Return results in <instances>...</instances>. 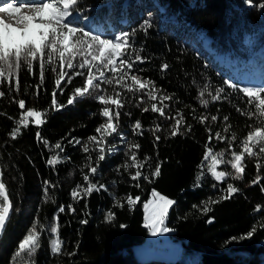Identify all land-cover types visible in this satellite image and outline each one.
<instances>
[{
    "label": "trees",
    "instance_id": "obj_1",
    "mask_svg": "<svg viewBox=\"0 0 264 264\" xmlns=\"http://www.w3.org/2000/svg\"><path fill=\"white\" fill-rule=\"evenodd\" d=\"M260 4L264 0H251V3L249 0H80L78 11L73 14L75 22L105 38L121 32L133 33V48L146 58L144 63L136 64L143 71L133 70L134 74L154 81L161 90L157 95L166 94L173 99L164 101L168 109L161 116L150 110L151 103L160 106V101L149 100L147 90L133 93L116 88L124 103L119 109L118 134L107 138L103 145L106 158L100 162L98 172L89 175L92 182L104 188L74 200L72 189L77 184H87L83 181V176L89 174L87 165L96 166L99 148L88 143V137L101 135L95 129L106 119L99 114L103 105L87 96L67 104L73 87L80 86L83 79L74 77L56 97L65 106L53 109L56 73L46 66L37 96L38 63L33 68L35 74H29L25 67L20 69L18 92L14 82L11 86L7 82L0 84V91L5 93L0 97V172L3 173L0 179L12 204L6 229L0 233V264H16L11 258L19 241L37 221L45 229L40 238L41 247L33 258L35 264H183L181 259L138 260L129 255L130 246L142 242L146 236L142 202L152 188L174 201L165 224L172 229L170 236L180 240L183 251L196 252L195 264H264V191H261L264 167L259 173L255 167L257 159L264 164V156L246 157L245 173L253 178L238 184L240 191L225 200L220 197L227 194L226 178L216 181L207 171V161L202 165L209 127L213 134L235 133L239 141L244 138L247 125L258 123L235 110L237 106L245 107L246 98L229 88L225 81L239 88H264V79L261 80L264 68L258 66L261 60L250 62L251 57L257 58L252 56L256 49L264 45V8ZM164 63L169 68L161 71ZM254 67L260 69V74ZM204 85H210L208 91L213 94L216 88L225 89L222 96L226 95L227 99L211 101L206 94L210 102L207 108L203 107L199 92ZM104 87L112 91L111 86ZM19 99L26 101V108L46 113L42 116L45 122L37 126L29 118L28 127L21 125L19 134L13 138L10 133L25 111L19 109L16 102ZM178 112L184 121L179 133L173 136L175 120L168 117L178 119ZM202 115H217L220 119L201 123L197 117ZM225 115L229 116L231 132L223 131ZM137 120L142 127L136 131L142 135L133 130ZM157 125L158 141L154 135ZM37 132L42 139L37 138ZM72 138L81 143L74 140L69 143ZM57 143L63 151L54 147ZM85 143L88 153L83 151ZM129 143L140 145L134 151L144 167H124L131 163L126 155ZM226 146L215 139L212 142L214 151H224ZM108 148L113 151H107ZM53 156L58 162L49 165L47 160ZM226 157L230 158V154L226 153ZM156 164H160L161 174L151 177ZM225 166L221 164L218 169ZM137 170L143 175L134 181L131 176ZM257 175L261 177L260 183L252 184ZM128 196L139 200L129 206ZM216 200L220 202L208 205L210 211H203L206 201ZM68 205L75 211H69ZM60 207H65V211L61 213ZM109 212L113 213L111 220L106 219ZM57 219L61 254L51 252V241L57 234L47 230V225ZM253 227L256 231L247 237Z\"/></svg>",
    "mask_w": 264,
    "mask_h": 264
},
{
    "label": "snow or ice",
    "instance_id": "obj_2",
    "mask_svg": "<svg viewBox=\"0 0 264 264\" xmlns=\"http://www.w3.org/2000/svg\"><path fill=\"white\" fill-rule=\"evenodd\" d=\"M80 0H0V13H7L13 20V23H8L4 19H0V84L7 82L10 86L15 84V90L18 92L20 88L19 72L22 67H25L29 74L33 72L34 65L38 63L39 66V81L36 85L35 94H40V87L45 79L46 66H50L52 72L56 73L54 80V89L52 92L51 106L55 110L64 107L58 103L56 97L59 92H63L64 84H71L74 77H82L81 85L74 86L72 94L68 97L67 104L71 105L78 99L84 97H91L103 105L100 110V115L105 119L99 127L95 129L96 133L101 134L99 137L93 135L88 137V143H92L99 148L97 157L94 161L96 166L87 165L89 174L83 176V181L87 182L86 186L77 184L71 191L72 198L83 199L93 191H99L104 188V185L97 186L92 182L89 175H95L98 172V166L101 161L105 160L104 144L108 142V137L117 133L119 126V119L121 112L119 109L124 107L121 92L116 91V88L126 89L129 92L145 93L149 100L160 101V106L157 103H151L150 110L153 113H159L165 116L168 105L164 101L172 100L173 97L162 94L157 95L161 90L155 85L152 80L144 79L138 74L143 69L136 68L137 63H144L143 57L138 51L133 48L131 37L133 33L121 32L111 38H105L102 35L94 34L85 27L79 26L73 14L78 11V4ZM251 3V0H249ZM259 7L264 8V4ZM24 9H29L31 14H25ZM149 25L148 21H145ZM169 68L167 63L161 65L160 70L166 71ZM67 78V79H66ZM228 87L234 91L241 92L246 98L245 107H236V111L241 115L246 116L249 120L258 122L247 125V131L242 140L237 139L235 133L230 136H224L217 131L212 133L211 127L207 129L209 135L203 153L202 165L206 161H211L207 165V171L216 181H222L226 177H231L234 180H242L245 175L247 158H258L264 156V88L259 87H244L239 88L238 85L225 81ZM111 86L112 91L109 92L104 86ZM210 85H204L199 92L200 104L207 108L209 99L205 98L207 94L211 101H220L227 99V96H222L225 92L223 88H216L214 94L208 91ZM5 93L0 91V97ZM19 109L25 110L20 119L16 121L17 126L11 131V136L16 138L20 132V126L27 128L29 125V118H32L35 125H42L45 120L42 119L41 111L34 108H26V101L19 99L16 101ZM112 106H115L114 108ZM144 111H149V108H144ZM219 111V110H217ZM130 115V113H125ZM179 118L168 117L175 120L172 127L171 134L177 135L180 131V126L184 121L182 113H177ZM197 119L204 123L209 119L217 121L220 119L217 115L199 116ZM225 122L223 128L224 132H231L232 125L228 123L229 116L222 117ZM141 122L135 121L133 130L141 129ZM159 125L154 130L158 131ZM188 131H191V126H188ZM118 134V133H117ZM137 135H142V132L136 131ZM37 138L42 139L40 133L37 132ZM158 141L160 137L155 135ZM218 140L227 145L224 151H214L212 147L213 140ZM81 143L79 140L72 138L69 143ZM88 143L83 145V151L89 152ZM239 144L238 150H234L235 144ZM44 144L48 142L45 140ZM56 149L63 151L60 143L55 144ZM138 143H129V151L126 155L129 156L131 163H126L125 168L136 167L140 169L144 164L138 162L137 155L134 149H139ZM107 151H113L108 148ZM226 153H230V158L225 159ZM91 159V156L88 157ZM148 159V158H145ZM58 162L56 156L47 160L49 165H54ZM221 164L229 165L233 170L231 172L217 170ZM257 173L260 172L264 164H261L259 159L256 162ZM161 174L160 164H156L154 170L151 172V177H159ZM142 172L137 170L131 179L139 181L142 177ZM3 173L0 172V177ZM143 179L149 180V176H143ZM261 177L259 175L254 178L251 183L259 184ZM48 183L47 181L45 182ZM139 187V183L136 184ZM215 186V185H214ZM240 189L232 183L227 184L225 189L226 195L220 197V200L230 199L233 194L238 193ZM264 191V188L261 189ZM83 193V195H82ZM152 199L144 204L145 221L144 227L148 229L151 235L155 236L161 232H169L172 229L165 226V220L168 214V209L173 205L174 201L168 197L161 195L159 192L152 191ZM0 233L6 229V222L10 219V211L12 204L9 200V195L5 183L0 179ZM127 204L133 206L139 197L133 199L131 196L127 198ZM216 201H206L203 207L204 212L210 211L208 206L211 203H218ZM196 207V206H194ZM69 211L74 212L72 205L67 206ZM151 208V211H149ZM259 210V208L257 209ZM59 211H65V207H60ZM113 213L109 212L106 219L111 220ZM86 223L87 221H82ZM45 225L38 221L34 222L27 234L19 241L18 248L12 256V261L16 264H35L34 255L41 247L40 238ZM47 230L50 233L57 234V238L51 241V252L53 254H61L62 241L58 237L59 223L58 219L54 223L47 225ZM256 231L253 227L247 233V237H251ZM246 238V237H241ZM235 239V238H234ZM71 255V253H69ZM26 257V259H25Z\"/></svg>",
    "mask_w": 264,
    "mask_h": 264
},
{
    "label": "rangeland",
    "instance_id": "obj_3",
    "mask_svg": "<svg viewBox=\"0 0 264 264\" xmlns=\"http://www.w3.org/2000/svg\"><path fill=\"white\" fill-rule=\"evenodd\" d=\"M23 11L25 12V14H31L29 9H24ZM0 19H4L6 22L14 24V20L7 13H0ZM255 55L257 58L252 59L251 57L250 59L251 63H253L254 61L257 63L261 59H263V62H264V45L256 49L255 53L252 56H255ZM258 66L261 68V70H263L262 64ZM254 69L255 71L257 70L256 72L260 74V69L258 67H254ZM263 79H264V75L261 76L262 81ZM238 148L239 147L237 145L235 146L234 150ZM226 159L228 158L226 157ZM210 163H211L210 160L207 161V165ZM217 170H221V169H217ZM222 170L228 171V172L233 171L229 165H226L225 168ZM252 178H253L252 176L245 173L242 180H234L231 177H226V180L228 183H232L234 186H237L238 184L249 181ZM153 190L159 192L158 190L152 188L149 192L148 197L142 202V223L143 225H144L145 215H146L144 204L148 203V201L152 199L151 194ZM159 193L172 200V198H170L169 196L161 192ZM149 211H151V208H149ZM165 226L167 227L166 224ZM129 255L130 257L136 258L138 260H144L147 258H160V259H165V260L181 259L183 264H195L196 263V252L195 251H183L181 249L180 240L172 238L170 236V231L161 232L153 236L147 229V233H146L144 240L140 243L132 244L130 246Z\"/></svg>",
    "mask_w": 264,
    "mask_h": 264
}]
</instances>
